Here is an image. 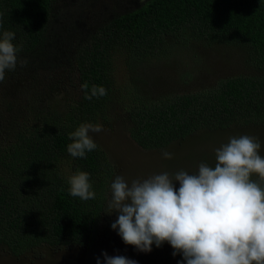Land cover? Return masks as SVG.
<instances>
[{"label": "trees", "instance_id": "trees-1", "mask_svg": "<svg viewBox=\"0 0 264 264\" xmlns=\"http://www.w3.org/2000/svg\"><path fill=\"white\" fill-rule=\"evenodd\" d=\"M133 1L126 8L123 0H0V35L15 33L18 62L26 59L38 72L69 65L77 83L66 113L41 110L26 119L24 134L0 146L6 171L0 175V245L14 257L42 246L87 250L95 245L116 170L96 142L86 158L72 157L67 146L80 124L111 123L118 60L166 56L171 38L185 47L192 42L242 46L259 72L155 100L121 87L117 99L122 97L129 115V135L143 150H164L199 131L264 124V0ZM85 82L89 94L96 85L107 95L84 99ZM78 170L89 173L94 199L69 194L68 178Z\"/></svg>", "mask_w": 264, "mask_h": 264}, {"label": "rangeland", "instance_id": "rangeland-1", "mask_svg": "<svg viewBox=\"0 0 264 264\" xmlns=\"http://www.w3.org/2000/svg\"><path fill=\"white\" fill-rule=\"evenodd\" d=\"M124 3L128 8L134 1L123 0ZM257 74L259 72L250 65L249 55L242 46L192 42L185 47L172 43L171 38H168L166 56L140 63L130 59L118 60L114 74L118 84L116 99L108 115L111 123L102 126L103 131L99 133H90L115 167L116 175L112 181L117 175L131 183L133 179H147L164 172L174 174L185 170L189 174H197L201 162L214 166L216 149L227 144L230 137L242 135L257 137L261 142L259 154L264 157V124L235 126L223 131H199L164 150H143L131 139L129 115L121 105L122 97L121 103L117 99L122 94L121 87L136 89L146 98L155 100L195 93L221 79ZM76 97L77 83L74 70L69 65L53 72H38L29 64L21 67L17 62L16 69L6 70L4 81L0 82V146L7 147L27 131L26 119L35 117L41 110L61 116L69 110ZM165 151L173 154L172 159L163 157ZM5 174L0 162V175ZM252 179L257 180L258 177L253 175ZM175 187L179 188V182H175ZM110 197L109 188L108 200ZM116 219V213L104 214L99 236L90 249L58 250L42 246L26 256L14 257L0 245V264H97V258L104 264L103 252L109 256H125L137 264H178L182 261V255H172L174 250L167 242L159 248L153 244L151 252H139L126 245L117 231L111 229Z\"/></svg>", "mask_w": 264, "mask_h": 264}, {"label": "clouds", "instance_id": "clouds-1", "mask_svg": "<svg viewBox=\"0 0 264 264\" xmlns=\"http://www.w3.org/2000/svg\"><path fill=\"white\" fill-rule=\"evenodd\" d=\"M15 33L0 35V82L6 70H15L18 57L12 41ZM20 66L27 60H20ZM84 99L107 95L103 86L81 85ZM102 125L82 123L69 134L67 152L86 158L97 148L90 133ZM257 137H230L215 151V164L201 162L197 174L180 170L164 172L131 183L117 175L110 185L105 213L117 214L111 229L126 245L151 252L165 242L172 255H182L178 264H264V157ZM165 151L163 157L172 159ZM253 175L258 177L252 179ZM179 182V188L175 187ZM69 194L83 201L95 198L89 173L77 171L68 178ZM104 264H137L122 255L102 253ZM97 264H101L97 258Z\"/></svg>", "mask_w": 264, "mask_h": 264}]
</instances>
